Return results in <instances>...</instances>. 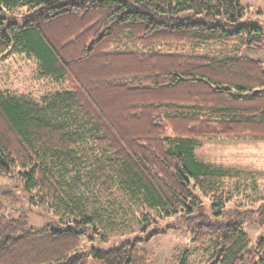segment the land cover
Returning <instances> with one entry per match:
<instances>
[{
  "label": "trees",
  "instance_id": "16d2710c",
  "mask_svg": "<svg viewBox=\"0 0 264 264\" xmlns=\"http://www.w3.org/2000/svg\"><path fill=\"white\" fill-rule=\"evenodd\" d=\"M20 9L18 24L7 15ZM244 12L241 0H0V57L24 53L42 78L68 86L41 102L0 93V175L74 219L30 228L26 217L4 212V202L17 205L14 194H1L0 264H147L138 248L161 234L148 215L119 247L80 251L92 219L63 209L52 170L89 167L103 184L113 173L161 219L185 218L194 244L211 236L208 264H264V234L249 250L243 230L247 221L264 228V205L224 214L217 198L203 214L201 198L216 196L226 174L195 157L199 141H264V64L176 50L263 51L264 27Z\"/></svg>",
  "mask_w": 264,
  "mask_h": 264
},
{
  "label": "rangeland",
  "instance_id": "374dc122",
  "mask_svg": "<svg viewBox=\"0 0 264 264\" xmlns=\"http://www.w3.org/2000/svg\"><path fill=\"white\" fill-rule=\"evenodd\" d=\"M241 4L245 8L244 21H255L264 27V0H241ZM24 13V9L14 10L7 16L21 24L18 18ZM176 50L186 56L215 59L245 57L264 64V50L254 52L234 44L184 46ZM67 88L65 82L42 78L38 62L24 53L9 51L0 57L2 94L24 95L41 102ZM195 157L199 162L226 174L217 183L216 196L201 198L205 206L203 214L210 213V204L217 198L226 202L224 214L234 211L250 213L264 205V141H199ZM52 171L61 185L63 209L72 207L76 209V215L92 219V227L81 238L80 251L86 252L92 246L103 250L119 247L139 234L145 227L142 224L143 217L148 215V227L161 231V234L138 248L147 258V264H178L183 257L188 264H208L211 260V236L200 244H194L187 234L190 223L185 218L179 216L161 219L158 212L149 210L140 200L131 197L110 171L107 172L109 184H103L92 167L70 170L67 173ZM5 192L14 194L17 205L13 207L4 202V212L12 218L26 217L30 228L65 226L74 221L65 215L64 210L59 209L54 213L51 205H41L38 191L27 196L15 177L0 175V195ZM243 230L250 242L249 250L264 234V228L252 221L245 222ZM90 236H93V240H90Z\"/></svg>",
  "mask_w": 264,
  "mask_h": 264
}]
</instances>
